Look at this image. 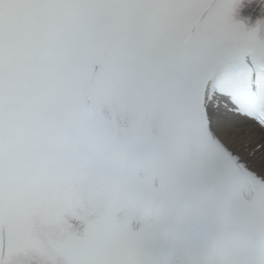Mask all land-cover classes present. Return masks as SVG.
Here are the masks:
<instances>
[{"label": "snow or ice", "instance_id": "obj_1", "mask_svg": "<svg viewBox=\"0 0 264 264\" xmlns=\"http://www.w3.org/2000/svg\"><path fill=\"white\" fill-rule=\"evenodd\" d=\"M240 7L0 0V264H264V19Z\"/></svg>", "mask_w": 264, "mask_h": 264}]
</instances>
